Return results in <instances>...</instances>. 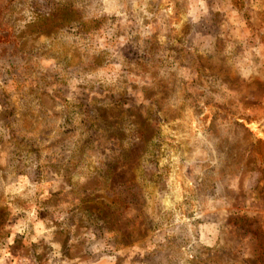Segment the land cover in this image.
<instances>
[{
    "label": "rangeland",
    "instance_id": "374dc122",
    "mask_svg": "<svg viewBox=\"0 0 264 264\" xmlns=\"http://www.w3.org/2000/svg\"><path fill=\"white\" fill-rule=\"evenodd\" d=\"M264 264V0H0V264Z\"/></svg>",
    "mask_w": 264,
    "mask_h": 264
},
{
    "label": "built area",
    "instance_id": "2783aa9c",
    "mask_svg": "<svg viewBox=\"0 0 264 264\" xmlns=\"http://www.w3.org/2000/svg\"><path fill=\"white\" fill-rule=\"evenodd\" d=\"M10 264H30V263L27 262V261L24 260V259H17L16 261L11 262Z\"/></svg>",
    "mask_w": 264,
    "mask_h": 264
}]
</instances>
